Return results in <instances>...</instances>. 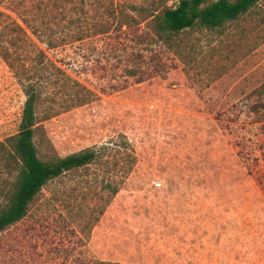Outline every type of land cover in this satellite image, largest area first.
<instances>
[{
	"label": "rangeland",
	"instance_id": "374dc122",
	"mask_svg": "<svg viewBox=\"0 0 264 264\" xmlns=\"http://www.w3.org/2000/svg\"><path fill=\"white\" fill-rule=\"evenodd\" d=\"M105 1L0 0V142L36 82L39 158L101 154L0 233V264H264V0L164 41L151 12L178 0Z\"/></svg>",
	"mask_w": 264,
	"mask_h": 264
},
{
	"label": "trees",
	"instance_id": "16d2710c",
	"mask_svg": "<svg viewBox=\"0 0 264 264\" xmlns=\"http://www.w3.org/2000/svg\"><path fill=\"white\" fill-rule=\"evenodd\" d=\"M166 1L168 0H164L165 3ZM261 1L263 0H178L173 8H165L160 12H151L153 34L157 41H164L172 40L179 33L195 26L202 29L220 28L226 23L233 22L245 15ZM99 2L103 3L106 1L99 0ZM0 16L1 18L5 17L1 12ZM12 31L32 43L29 35L20 26L16 25ZM31 31L32 35L39 36L38 30L32 29ZM47 41L45 45L48 51L53 52L60 48L51 36L47 38ZM78 41H81V39H78ZM150 45H152V42H150ZM61 46L64 47L63 45ZM39 53L41 56L44 55L41 50ZM6 55L4 52V58ZM55 62L52 63L54 68L63 73L61 67L65 65V62L63 60L56 62L61 67L56 66ZM64 75L80 89L92 93L86 85L66 73ZM135 75L134 71L126 72V77H134ZM40 84L32 82L25 87L26 101L18 133L0 142V167L2 158L4 169L7 170V174L11 177L8 187L4 191L0 189V196L3 198V203L0 204V233L26 216L34 198L48 182L59 178L67 172L94 164L101 159L100 152L93 149H86L64 157H55L50 161H42L39 158L34 143V134L37 104L41 97ZM262 93V102L264 103V85ZM75 96V105L81 104L83 96L78 92ZM119 187L118 183H107L102 187V190H109L111 195H115Z\"/></svg>",
	"mask_w": 264,
	"mask_h": 264
},
{
	"label": "built area",
	"instance_id": "2783aa9c",
	"mask_svg": "<svg viewBox=\"0 0 264 264\" xmlns=\"http://www.w3.org/2000/svg\"><path fill=\"white\" fill-rule=\"evenodd\" d=\"M160 184L157 185V187L159 186Z\"/></svg>",
	"mask_w": 264,
	"mask_h": 264
}]
</instances>
